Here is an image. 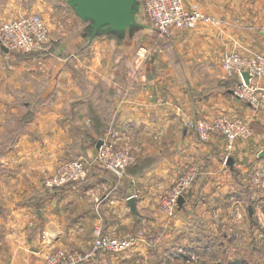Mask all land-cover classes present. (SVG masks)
I'll return each instance as SVG.
<instances>
[{"label":"crops","instance_id":"1","mask_svg":"<svg viewBox=\"0 0 264 264\" xmlns=\"http://www.w3.org/2000/svg\"><path fill=\"white\" fill-rule=\"evenodd\" d=\"M40 1L0 0V24L40 9ZM184 4L198 5L212 21L158 39L147 62L131 50L133 38L118 41L116 52L103 38L78 48L75 32L65 36L64 21L62 35L50 27V44L57 47L51 54L14 62L0 46V264H42L52 251L89 250L94 228L132 237L131 249H148L161 239L167 246L179 232L175 239L182 243L191 235L183 224L209 220V206L246 200L232 174L249 171L264 121L232 95L238 79L225 75L221 58L232 50L264 54V0ZM73 14L68 21L76 23ZM221 114L239 117L253 130L249 140L234 142L227 165L223 137L213 134L203 142L190 125ZM107 131L134 156L125 177L116 180L93 165L83 180L43 186L44 175L62 161L93 157ZM190 167H199V175L167 219L159 198ZM103 252L83 264H103Z\"/></svg>","mask_w":264,"mask_h":264},{"label":"built area","instance_id":"2","mask_svg":"<svg viewBox=\"0 0 264 264\" xmlns=\"http://www.w3.org/2000/svg\"><path fill=\"white\" fill-rule=\"evenodd\" d=\"M139 12L145 17L150 28L159 37H168L175 30L190 29L201 22L212 19L204 14L198 5L186 7L183 0H138ZM0 46L7 52L21 55L42 53L51 50L48 29L37 15L22 16L0 24ZM140 55V54H139ZM143 56V55H141ZM221 67L226 76H236L237 85L232 95L248 105L264 108V87L258 80L264 79V55L260 53L242 55L236 51L226 53L221 58ZM248 74V81L242 73ZM198 138L205 142L213 134H219L225 141V151L229 152L238 139L250 136L249 125L242 119L227 115H216L208 120H195L190 123ZM114 131H107L100 139L92 160L71 159L61 163L57 169L44 179L45 188H60L86 178L93 165H99L117 180L122 179L127 167L134 159L126 150L119 148ZM197 169L190 167L174 181L159 198V208L167 217H172L180 196H185L190 184L197 177ZM134 243L132 237H110L99 228L93 230V240L89 250H56L44 255L42 264H83L100 251L123 252ZM186 258V257H185ZM189 258V257H187ZM188 260V259H186Z\"/></svg>","mask_w":264,"mask_h":264},{"label":"rangeland","instance_id":"3","mask_svg":"<svg viewBox=\"0 0 264 264\" xmlns=\"http://www.w3.org/2000/svg\"><path fill=\"white\" fill-rule=\"evenodd\" d=\"M30 1V4L36 2V0ZM136 1L138 5H140V2L138 0ZM40 4L43 7L35 11H30L26 16H39L46 24L49 39L55 37L50 31V27L52 26L54 27L52 30L54 31L53 33L57 34V36L62 35V31L60 30L62 28L59 27V22L64 21L65 27L67 25V33H65V36L71 37V35H73L72 33L75 32L79 37L78 48L82 47V45L83 47L84 45L86 46V24L79 18H75L77 21L76 23L68 21V17H72L74 14L66 0H41ZM61 7H64L65 11L60 10L59 8ZM54 9L58 10L54 12ZM136 19L139 23L150 27L147 19L142 16L141 12H138ZM72 29L74 31H72ZM102 38L111 42L112 49L116 52V43L120 40L110 35H103L95 39L100 40ZM132 38L135 39V42L131 50L145 62L153 59L155 55L153 44H155V42L156 44L160 43L159 40L164 39L163 37H159L152 29L148 31H138L136 34L132 35ZM56 49L57 47L54 48L53 45L48 52L40 53L41 57L55 52ZM236 52L240 53L239 51ZM9 54L13 57L14 62L22 57L21 54L16 52H9ZM252 54L256 53L242 55L246 56ZM257 82L260 86L264 87V79H260ZM15 96L16 95H14V98H16ZM249 106L253 110V115L264 121V108ZM245 122L248 124L247 121ZM249 128L250 136L248 140L253 136V130L250 125ZM259 133V136H261L262 130L259 131ZM113 140H115L114 142L119 148L126 150L132 155L128 149L117 144L116 138ZM234 155L233 148L229 152L225 151L223 157L224 165L229 164V159L233 160ZM132 157L134 159L133 155ZM92 158L93 157L88 158L87 160H92ZM251 159L253 162L250 164L251 167H247L249 169L247 173L235 171L232 174L234 176L232 178V183L238 186L237 188L241 191L246 200L242 202L241 200L236 201L229 198L224 200L221 199L219 205L209 206L212 215L209 220L184 223V231L187 230L191 234L189 239L185 238L182 243H177L175 238L181 235V232H179L177 237H175L176 233L174 234V242L168 243L167 246H165L163 239H161L160 243L148 247V249H131L133 247L131 246L129 249L120 253L104 251L103 255L98 256V259L102 261L103 264H264V137L261 139L259 147H255V150H253ZM65 161L67 160L61 163ZM126 170L123 177L126 175ZM199 170L200 168L198 167L196 170L197 177L199 175ZM52 173L44 175L42 183L44 179ZM178 177H176V179ZM197 177L194 181H196ZM194 181L192 183H194ZM158 209L161 212L159 201ZM163 215L167 219H172L175 216V214L172 217H167L165 214ZM196 235H200V241L192 239Z\"/></svg>","mask_w":264,"mask_h":264},{"label":"water","instance_id":"4","mask_svg":"<svg viewBox=\"0 0 264 264\" xmlns=\"http://www.w3.org/2000/svg\"><path fill=\"white\" fill-rule=\"evenodd\" d=\"M75 15L88 24V43L94 38L103 35H115L120 38H130L138 29L147 28L136 19L139 5L136 0H66ZM3 51H7L2 48ZM242 79L247 82L248 74L242 73ZM100 140L96 143L99 146ZM231 161L229 160V163ZM134 198L127 200L130 212L136 213ZM184 197L180 196L177 201L181 207Z\"/></svg>","mask_w":264,"mask_h":264},{"label":"trees","instance_id":"5","mask_svg":"<svg viewBox=\"0 0 264 264\" xmlns=\"http://www.w3.org/2000/svg\"><path fill=\"white\" fill-rule=\"evenodd\" d=\"M84 22V21H83ZM84 23H86V22H84ZM87 24V23H86ZM86 37H87V43H88V36H89V28H88V24H87V26H86ZM142 29H138V30H136L134 33H133V35L134 34H136V32H138V31H141ZM110 35V34H109ZM110 36H114L115 38H117L118 40H124L125 38H120V37H117V36H115V35H110ZM98 37H100V36H98ZM97 38V37H96ZM131 38H132V36H131ZM95 39V38H94Z\"/></svg>","mask_w":264,"mask_h":264}]
</instances>
